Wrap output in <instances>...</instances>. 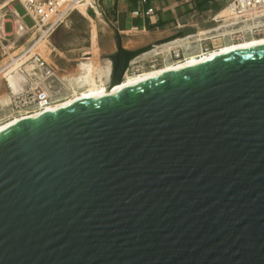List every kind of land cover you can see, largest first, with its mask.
Segmentation results:
<instances>
[{
	"label": "water",
	"instance_id": "95a60500",
	"mask_svg": "<svg viewBox=\"0 0 264 264\" xmlns=\"http://www.w3.org/2000/svg\"><path fill=\"white\" fill-rule=\"evenodd\" d=\"M0 264H264V45L1 133Z\"/></svg>",
	"mask_w": 264,
	"mask_h": 264
},
{
	"label": "bare ground",
	"instance_id": "6f19581e",
	"mask_svg": "<svg viewBox=\"0 0 264 264\" xmlns=\"http://www.w3.org/2000/svg\"><path fill=\"white\" fill-rule=\"evenodd\" d=\"M93 4L94 0H82L77 8L91 18L88 14V9ZM11 8L15 10L13 6ZM217 17L223 19L217 24L218 26L211 28L196 27L181 36L178 35L156 43L147 54L155 55L161 53L163 57L162 64L145 68L139 72H125L122 80L119 81H113L112 59H101L100 47L96 42L93 58L81 59L74 71L61 75H58L54 70L48 73L47 69L41 66L36 59H30V57L28 58L27 55L23 54V51L35 39V34L32 35L30 39L23 43L22 49L16 54H10L9 61L0 67V77L3 78L2 82L4 81L7 86L4 88L0 82V134L24 123V121H29L70 104L151 80L219 56L264 45V35L257 36L249 32L251 25L264 22V11L254 12L244 23H238L239 21L233 15V12L226 5H223L219 8ZM236 26L241 31V40H236L232 34ZM37 29L41 35L38 38L37 45L34 47L35 49H38L39 44L41 43L42 45L45 42L44 39H47L51 31L54 30L53 27L42 32L41 29ZM92 32L94 33V38L97 39L96 29L93 28ZM23 33L24 30L17 27L15 39ZM208 35H214V40L218 39V42L219 40L221 42L215 43L213 47L206 50L202 48L201 39ZM175 46L183 47V56L181 58L172 57L171 49ZM31 79L36 81L34 85L42 83L43 87L55 91L56 94L47 104L40 103L26 108L15 109L12 103V92H19L24 89V86ZM57 81L58 83L55 85L54 82ZM63 88H65V91H63Z\"/></svg>",
	"mask_w": 264,
	"mask_h": 264
},
{
	"label": "built area",
	"instance_id": "2783aa9c",
	"mask_svg": "<svg viewBox=\"0 0 264 264\" xmlns=\"http://www.w3.org/2000/svg\"><path fill=\"white\" fill-rule=\"evenodd\" d=\"M97 1L98 0H94V2ZM144 1L145 0H140V2ZM12 2H14L12 6L15 10L10 8L6 12L0 14V41H5L8 36H13L15 38L17 36V27L24 30V33L22 34L24 36L35 34V39L23 51V54L27 55L28 58L30 57V59H36L41 66L47 69L48 73H51L52 70H54V67L44 58L39 49L34 48L41 35L37 28L41 29L42 32L46 29H51L52 27L55 29V27L57 28L61 24L67 25L70 22L71 14L78 9L77 7L82 0H0V6L3 8L10 5ZM16 3H20L24 7L25 12L23 15L16 10ZM224 5L233 12V15H235L239 21L238 23H244L254 12L264 11V0H228ZM133 12L136 15L149 16L152 14L150 9H147L144 12L136 9ZM26 16L31 17L33 20L32 25H28L24 22ZM6 21L13 23V30L10 32L5 29ZM221 21H223V19L217 17V12L208 18H204V23L207 25H211L212 23L218 24ZM180 29L184 31L183 33L185 34V32L190 29H195V27H187L183 24L180 26ZM249 29V32L254 35H264V22L251 25ZM232 34L236 40L241 39V31L238 26H236ZM32 35H30L28 39H30ZM214 37V35H208L202 38V48L207 50L213 47L215 45ZM171 55L173 58H181L183 56V47H173L171 49ZM158 57H160V59ZM162 62L163 57L161 53L145 58L135 56L128 60L125 72H139L148 66L160 65ZM34 82L36 81L31 79L30 82L24 86V89L19 92H12V103L15 109L26 108L40 103L47 104V102L52 100L56 92L43 87L42 83H36V85H34ZM63 91H65V88H63Z\"/></svg>",
	"mask_w": 264,
	"mask_h": 264
},
{
	"label": "rangeland",
	"instance_id": "374dc122",
	"mask_svg": "<svg viewBox=\"0 0 264 264\" xmlns=\"http://www.w3.org/2000/svg\"><path fill=\"white\" fill-rule=\"evenodd\" d=\"M117 1L118 0H98L97 2H94V4L88 9V14L92 19L87 17V15L82 13L78 8L79 10H76L71 14L70 22L67 25H59L51 31L47 39H44L45 42H43L42 45L41 43L39 44L38 49L40 50V53L54 67V71L58 75L74 71L81 59L93 58L95 42L100 47L99 53L101 59L106 60V58H109V55H107V48L115 40L113 37L115 35L113 30L115 25L114 3H117ZM226 1L227 0H221L220 6H222V4L224 5ZM13 3L14 2L3 8L0 6V14L10 9L12 6L11 4ZM15 8L22 15L25 12L24 7L20 3H16ZM219 8L213 11L210 16L218 12ZM32 21L31 17H25L24 22L28 25H32ZM212 26L215 27L218 25L213 23L211 25L201 24L199 28H211ZM93 28L96 29L97 39L94 38V33L92 32ZM5 29L8 32L12 31L13 23L6 21ZM183 34V32H178L176 36ZM30 35L24 36L21 34L17 39L13 36H8L5 41H0V67L9 61L11 57L10 54H16L22 49L23 43L27 41ZM219 42L221 41L219 40ZM219 42L218 39L214 40V43ZM146 68H151V66ZM0 80L4 88H6L7 86L5 82H2V77H0ZM57 83L58 81L54 82L55 85Z\"/></svg>",
	"mask_w": 264,
	"mask_h": 264
},
{
	"label": "crops",
	"instance_id": "0c3cea01",
	"mask_svg": "<svg viewBox=\"0 0 264 264\" xmlns=\"http://www.w3.org/2000/svg\"><path fill=\"white\" fill-rule=\"evenodd\" d=\"M221 0H118L115 2L114 32L115 40L107 48L109 58L118 51L116 37L120 36L122 46L130 56H151L147 52L156 44L171 39L183 24L187 27H200L220 6ZM228 1V0H227ZM226 1V2H227ZM152 11L149 16L136 15L134 10ZM192 30V29H190ZM188 30V31H190ZM187 31V32H188ZM181 36V35H179ZM131 39V40H130ZM129 41V42H128ZM147 50H143L146 49ZM160 59V57H158Z\"/></svg>",
	"mask_w": 264,
	"mask_h": 264
},
{
	"label": "trees",
	"instance_id": "16d2710c",
	"mask_svg": "<svg viewBox=\"0 0 264 264\" xmlns=\"http://www.w3.org/2000/svg\"><path fill=\"white\" fill-rule=\"evenodd\" d=\"M147 49H148V48H146V49H143V50H147ZM137 54H139V52H138V51H137V52H134V53H132L129 59H131V58H133V57L137 56Z\"/></svg>",
	"mask_w": 264,
	"mask_h": 264
}]
</instances>
